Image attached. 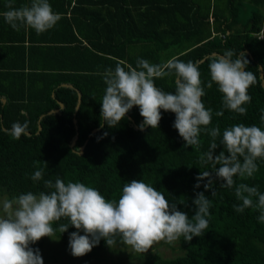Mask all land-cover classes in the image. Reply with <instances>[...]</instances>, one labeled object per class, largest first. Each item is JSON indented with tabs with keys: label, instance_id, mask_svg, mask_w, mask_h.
<instances>
[{
	"label": "trees",
	"instance_id": "trees-1",
	"mask_svg": "<svg viewBox=\"0 0 264 264\" xmlns=\"http://www.w3.org/2000/svg\"><path fill=\"white\" fill-rule=\"evenodd\" d=\"M31 0H15V7ZM0 0V13L7 11ZM62 19L41 34L31 29L13 30L0 15V197L31 191H49L44 180L57 177L96 188L106 199H118L124 183L144 180L164 193L169 203L189 218L195 215L193 200L203 192L210 200L209 227L201 237L180 240L166 246L174 253L133 255L109 248L102 239L82 257H74L68 247L70 233L56 232L30 245L38 249L43 264H85V260L118 254L102 264H264V222L256 209L237 213L234 188L222 187L212 175L213 190L205 191L207 179L196 177L214 171L202 166L200 155L208 150L211 137L202 132L201 148L186 147L173 127L175 115L161 110L158 129L146 127L139 108L133 107L116 128H109L100 109L105 92L102 73L124 61L135 66L138 58L163 63L176 57L199 64L205 85L202 100L213 110L209 129L243 123L264 128L263 82L249 88L246 115L224 110L215 84L207 88L210 76L208 57L225 50L243 52L248 70L264 75V0H49ZM250 8L251 10H247ZM174 76L156 79L165 92H174ZM78 93L81 102L78 110ZM5 100V103L2 102ZM59 103L63 105L60 108ZM58 110V112H53ZM49 112H53L48 114ZM43 116L42 118H40ZM29 122V134L13 139L8 130L14 122ZM41 126V130L38 127ZM96 132H93L96 130ZM104 133L107 136L102 137ZM74 145L72 146V143ZM217 144L220 138H217ZM81 157L72 153L81 148ZM219 145L214 151H223ZM227 155V153H225ZM39 162V163H37ZM46 163L44 180L31 175ZM259 171L245 182L264 193V161ZM35 165V166H34ZM219 166H217L218 168ZM255 199V198H254ZM61 220L53 226L59 227ZM83 235V232L80 233ZM66 256L67 260L61 258ZM142 259V261H141ZM98 264H101L98 262Z\"/></svg>",
	"mask_w": 264,
	"mask_h": 264
},
{
	"label": "clouds",
	"instance_id": "clouds-1",
	"mask_svg": "<svg viewBox=\"0 0 264 264\" xmlns=\"http://www.w3.org/2000/svg\"><path fill=\"white\" fill-rule=\"evenodd\" d=\"M15 0H7L8 9L0 15L15 31L31 29L37 34L51 30L62 19L53 11L49 0H31L30 4L15 7ZM249 61L243 52L225 50L222 55L208 57L209 82L207 88L215 84L222 96V108L215 112L217 117L228 110L246 115L244 105L250 103L248 90L257 83L264 82L261 68L259 77L248 70ZM106 86L102 97L100 117L109 128H116L126 114L135 106L143 122L138 130L146 127L158 129L161 110L175 115L174 129L185 142V146L201 148V133L211 137L208 150L199 157L202 166L211 165L214 171H205L196 177L207 179L205 191L212 190L215 177L223 181L222 187L233 189L238 204L237 213L246 209L259 212L258 221L264 222V193L256 186L236 182L252 178L259 171L257 161H264V128L243 123L227 127L221 133L217 125L209 129L213 110L206 108L202 100L205 85L197 62H184L173 57L166 62L153 64L138 58L135 66L124 61L108 67L102 73ZM174 76V92H165L155 84L156 79ZM264 113V110H262ZM264 125V114L260 117ZM29 134V122H14L8 130L13 139ZM107 136V133H104ZM217 138H220L217 144ZM223 146V151L214 155L215 149ZM81 157L79 148L72 151ZM227 153V155H225ZM39 163V162H37ZM38 167L31 180H44L46 163ZM35 166V165H34ZM217 166H219L217 168ZM49 191L33 193L28 191L18 196L0 197V264H43L38 249L30 245L41 238H52L56 232L63 234L69 226L76 229L70 233L68 247L72 256L82 257L89 253L103 239L109 248L118 243L135 253L144 254L161 242L173 243L182 237L185 242L193 237H201L209 227L212 200L203 192L193 200L195 215L189 216L177 210L175 203H169L163 192L144 180L124 183L118 199H106L96 188L81 182L65 181L57 177L44 180ZM255 198V199H254ZM61 220L59 227L53 225ZM83 232V235L80 233Z\"/></svg>",
	"mask_w": 264,
	"mask_h": 264
},
{
	"label": "rangeland",
	"instance_id": "rangeland-1",
	"mask_svg": "<svg viewBox=\"0 0 264 264\" xmlns=\"http://www.w3.org/2000/svg\"><path fill=\"white\" fill-rule=\"evenodd\" d=\"M247 10H251L250 8H246ZM117 250H120V251H124L125 253H131L133 255H144V254H140V253H135L133 252L130 248L126 247V246H120V247H117ZM148 251L150 252H158L159 254H161L163 257H170L171 255H173L174 253L166 246V242L164 241H161L157 244H155L152 249H149ZM147 251V252H148ZM118 254H114V253H111V254H104V258H100V259H95V260H85L83 261V263L85 264H98V262H100L101 264L103 263V261H106L108 262L111 258H117ZM67 257L64 256L62 259L63 262H65L67 259ZM142 261V259H141Z\"/></svg>",
	"mask_w": 264,
	"mask_h": 264
},
{
	"label": "water",
	"instance_id": "water-1",
	"mask_svg": "<svg viewBox=\"0 0 264 264\" xmlns=\"http://www.w3.org/2000/svg\"><path fill=\"white\" fill-rule=\"evenodd\" d=\"M261 74H262V70H261ZM262 75H263V74H262ZM263 87H264V82H263ZM2 102L5 103V100L2 99ZM80 102H81V96H80V93H78V103H77L76 110H78L79 105H80ZM59 106H60V108L63 107V105H62L61 103H59ZM53 112H58V110L53 111ZM53 112H49L48 114H51V113H53ZM42 117H43V116H41L40 118H42ZM38 130H39V131L41 130V126L38 127ZM96 131H97V129L94 130L93 132H96ZM73 145H74V142L72 143V146H73ZM83 148H84V147L81 148V151L83 150Z\"/></svg>",
	"mask_w": 264,
	"mask_h": 264
}]
</instances>
